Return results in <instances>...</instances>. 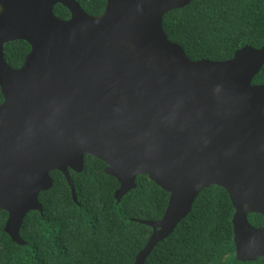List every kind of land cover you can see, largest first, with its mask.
<instances>
[{
	"label": "water",
	"instance_id": "water-1",
	"mask_svg": "<svg viewBox=\"0 0 264 264\" xmlns=\"http://www.w3.org/2000/svg\"><path fill=\"white\" fill-rule=\"evenodd\" d=\"M89 16L73 0H0V211L9 240L24 216L41 213L37 195L59 172L76 202L68 171L85 155L114 178L115 203L146 178L168 194L162 216L133 220L150 234L132 264H144L190 212L197 193H226L234 259L264 258V42L224 61L189 60L161 26L166 12L191 0H104ZM55 4L66 20L52 13ZM264 31V21L262 25ZM28 44L10 68L2 45ZM262 225L250 226L247 214Z\"/></svg>",
	"mask_w": 264,
	"mask_h": 264
},
{
	"label": "trees",
	"instance_id": "trees-1",
	"mask_svg": "<svg viewBox=\"0 0 264 264\" xmlns=\"http://www.w3.org/2000/svg\"><path fill=\"white\" fill-rule=\"evenodd\" d=\"M74 1L93 17L104 8V0ZM52 13L60 20L69 17L58 4ZM263 21L264 0H191L163 14L161 26L189 60L224 61L243 46L263 44ZM28 50L24 41L7 42L2 57L8 67L17 68ZM251 84L264 86V65ZM104 168L101 161L85 155L80 173L68 171L75 203L63 176L51 171V188L37 195L41 213L28 212L19 228L23 246L3 233L6 213L0 211V264H132L150 234L149 227L133 220L159 219L168 194L146 176H137L135 188L115 203L118 184L104 174ZM232 214L223 189H201L187 216L152 248L144 264H264L261 257L251 262L234 259ZM262 221L258 214H247L254 228Z\"/></svg>",
	"mask_w": 264,
	"mask_h": 264
},
{
	"label": "flooded vegetation",
	"instance_id": "flooded-vegetation-1",
	"mask_svg": "<svg viewBox=\"0 0 264 264\" xmlns=\"http://www.w3.org/2000/svg\"><path fill=\"white\" fill-rule=\"evenodd\" d=\"M74 1V0H73ZM75 2V1H74ZM104 4H105V1H104ZM56 5V4H55ZM59 5V4H58ZM79 6V5H78ZM82 10V9H81ZM83 11V10H82ZM84 12V11H83ZM85 13V12H84ZM68 14H69V12H68ZM88 15V14H87ZM90 16V15H89ZM66 20V19H65ZM5 219H6V217H5ZM5 222V221H4ZM4 225V224H3Z\"/></svg>",
	"mask_w": 264,
	"mask_h": 264
}]
</instances>
